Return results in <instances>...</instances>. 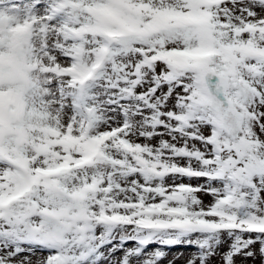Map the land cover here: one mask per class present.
Returning a JSON list of instances; mask_svg holds the SVG:
<instances>
[{
	"label": "snow or ice",
	"instance_id": "obj_1",
	"mask_svg": "<svg viewBox=\"0 0 264 264\" xmlns=\"http://www.w3.org/2000/svg\"><path fill=\"white\" fill-rule=\"evenodd\" d=\"M178 261L264 264V0H0V264Z\"/></svg>",
	"mask_w": 264,
	"mask_h": 264
},
{
	"label": "rangeland",
	"instance_id": "obj_2",
	"mask_svg": "<svg viewBox=\"0 0 264 264\" xmlns=\"http://www.w3.org/2000/svg\"><path fill=\"white\" fill-rule=\"evenodd\" d=\"M178 251H181V250H180V249H173L172 252L169 253V258L171 259L172 254H173L174 252H178ZM178 264H181V262L178 261Z\"/></svg>",
	"mask_w": 264,
	"mask_h": 264
}]
</instances>
